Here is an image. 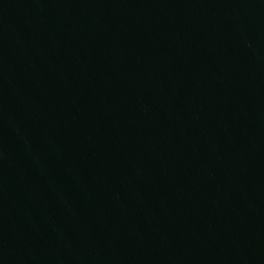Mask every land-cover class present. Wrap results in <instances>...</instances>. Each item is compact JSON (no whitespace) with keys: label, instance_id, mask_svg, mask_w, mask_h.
<instances>
[{"label":"water","instance_id":"water-1","mask_svg":"<svg viewBox=\"0 0 264 264\" xmlns=\"http://www.w3.org/2000/svg\"><path fill=\"white\" fill-rule=\"evenodd\" d=\"M8 264H264V0H146Z\"/></svg>","mask_w":264,"mask_h":264}]
</instances>
